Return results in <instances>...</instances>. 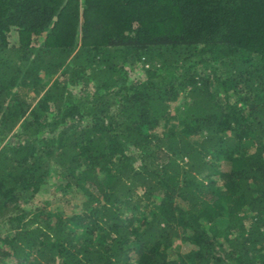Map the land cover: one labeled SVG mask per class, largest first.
Instances as JSON below:
<instances>
[{"label": "trees", "instance_id": "16d2710c", "mask_svg": "<svg viewBox=\"0 0 264 264\" xmlns=\"http://www.w3.org/2000/svg\"><path fill=\"white\" fill-rule=\"evenodd\" d=\"M0 264H264V0H0Z\"/></svg>", "mask_w": 264, "mask_h": 264}, {"label": "rangeland", "instance_id": "374dc122", "mask_svg": "<svg viewBox=\"0 0 264 264\" xmlns=\"http://www.w3.org/2000/svg\"><path fill=\"white\" fill-rule=\"evenodd\" d=\"M9 39L11 43L16 42V33L14 31H11L9 35ZM70 191V190H69ZM73 192H67L63 193L62 191H56L54 190L53 182L50 181L46 186L43 187L42 190H40L38 193H36L32 201L37 203H46L49 206L48 207H57L58 209L61 208V206H66L67 208L71 207L72 205L79 204L81 201L80 197H72L74 194ZM66 200L69 201L70 205H66ZM174 250H182L189 248L187 244H185L183 241L176 240L173 245Z\"/></svg>", "mask_w": 264, "mask_h": 264}]
</instances>
